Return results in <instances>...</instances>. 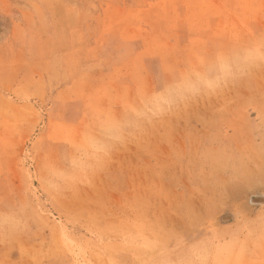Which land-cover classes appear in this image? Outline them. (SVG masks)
<instances>
[{"label": "rangeland", "instance_id": "rangeland-1", "mask_svg": "<svg viewBox=\"0 0 264 264\" xmlns=\"http://www.w3.org/2000/svg\"><path fill=\"white\" fill-rule=\"evenodd\" d=\"M263 76L264 0H0V264H264Z\"/></svg>", "mask_w": 264, "mask_h": 264}, {"label": "bare ground", "instance_id": "bare-ground-1", "mask_svg": "<svg viewBox=\"0 0 264 264\" xmlns=\"http://www.w3.org/2000/svg\"><path fill=\"white\" fill-rule=\"evenodd\" d=\"M240 52V51H239ZM240 54V53H239ZM254 55V54H253ZM253 57V56H252ZM254 58V57H253ZM198 60V59H197ZM261 63V62H260ZM256 65V64H255ZM250 65H248V67L247 68H250L249 67ZM201 67V66H200ZM191 68V67H190ZM200 70V69H199ZM183 72H184V70H182ZM181 71V72H182ZM231 71V70H230ZM229 71V72H230ZM183 74V73H182ZM188 74H190V73H188ZM225 75H228V74H226L225 73ZM258 76V75H257ZM183 77V76H182ZM185 77V76H184ZM207 77V76H206ZM264 77V76H263ZM205 79V78H204ZM215 79H217V78H215ZM230 79V78H229ZM260 79V78H259ZM206 80V79H205ZM256 80H257V78H256ZM221 81V80H220ZM229 81V80H228ZM259 81V80H258ZM243 82V81H242ZM257 82V81H256ZM199 83V82H198ZM198 85V84H197ZM230 86V85H229ZM189 87V86H188ZM242 87V86H241ZM193 88V87H192ZM194 89V88H193ZM190 90V89H189ZM185 92H187V91H185ZM190 92V91H189ZM193 92V91H192ZM218 94V93H217ZM215 101V100H214ZM212 102V101H211ZM227 113V112H226ZM238 115V114H237ZM232 120V119H231ZM234 123H235V121H234ZM247 123V122H246ZM263 127V126H262ZM254 201L255 202H263L264 201V197H257L256 199H254Z\"/></svg>", "mask_w": 264, "mask_h": 264}]
</instances>
